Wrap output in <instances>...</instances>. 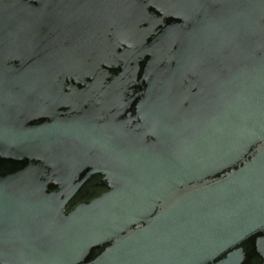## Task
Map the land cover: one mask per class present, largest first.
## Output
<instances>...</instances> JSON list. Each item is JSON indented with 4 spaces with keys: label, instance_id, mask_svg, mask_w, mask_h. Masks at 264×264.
Listing matches in <instances>:
<instances>
[{
    "label": "water",
    "instance_id": "1",
    "mask_svg": "<svg viewBox=\"0 0 264 264\" xmlns=\"http://www.w3.org/2000/svg\"><path fill=\"white\" fill-rule=\"evenodd\" d=\"M0 264H264V0H0Z\"/></svg>",
    "mask_w": 264,
    "mask_h": 264
}]
</instances>
